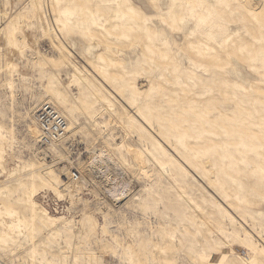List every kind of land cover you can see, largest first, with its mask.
Instances as JSON below:
<instances>
[{
    "label": "rangeland",
    "instance_id": "rangeland-1",
    "mask_svg": "<svg viewBox=\"0 0 264 264\" xmlns=\"http://www.w3.org/2000/svg\"><path fill=\"white\" fill-rule=\"evenodd\" d=\"M0 264H264V0H0Z\"/></svg>",
    "mask_w": 264,
    "mask_h": 264
},
{
    "label": "built area",
    "instance_id": "built-area-1",
    "mask_svg": "<svg viewBox=\"0 0 264 264\" xmlns=\"http://www.w3.org/2000/svg\"><path fill=\"white\" fill-rule=\"evenodd\" d=\"M37 122L41 131L38 144L42 148L56 146L68 135V121L51 105L45 104L41 107L37 112ZM72 181H80L78 172L72 174Z\"/></svg>",
    "mask_w": 264,
    "mask_h": 264
},
{
    "label": "bare ground",
    "instance_id": "bare-ground-1",
    "mask_svg": "<svg viewBox=\"0 0 264 264\" xmlns=\"http://www.w3.org/2000/svg\"><path fill=\"white\" fill-rule=\"evenodd\" d=\"M59 113V112H58ZM60 114V113H59ZM61 115V114H60ZM62 116V115H61ZM63 117V116H62ZM64 118V117H63ZM34 122H35V125H36V128H37V130H38V139H37V142L40 140V138H41V131H40V128H39V126H38V122H37V114H36V116H35V118H34ZM68 132H69V129H68ZM54 147V146H53ZM71 180H72V177H71ZM74 182V181H73ZM78 182V181H77ZM128 184L129 183H127V184H125V186H123L122 187V189H126V187L128 186ZM117 189V188H116ZM124 189V190H125ZM124 192V191H123Z\"/></svg>",
    "mask_w": 264,
    "mask_h": 264
}]
</instances>
